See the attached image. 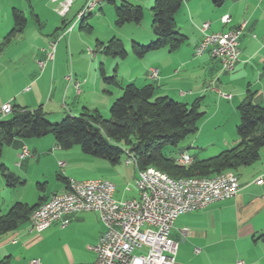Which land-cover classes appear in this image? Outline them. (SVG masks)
<instances>
[{
	"label": "crops",
	"instance_id": "crops-1",
	"mask_svg": "<svg viewBox=\"0 0 264 264\" xmlns=\"http://www.w3.org/2000/svg\"><path fill=\"white\" fill-rule=\"evenodd\" d=\"M61 1L64 0H0V43L13 29V9L26 18L23 32L0 53V106L10 103L12 108L27 110L41 107L46 117H62L57 107L65 110L63 100L69 88L78 95L92 91L85 79L78 89L71 80H66L69 69L71 72L77 69L76 41L82 43L83 40L79 39L81 31H76L79 22L74 23L68 33L65 28L76 19L86 0H71L65 17L57 13ZM105 2L113 8L116 5L113 0ZM104 3L96 9L102 14L110 10V5L104 6ZM224 15L230 17L227 24L221 22ZM91 17L92 14L87 19L88 24ZM174 22L177 32L186 38L185 42L175 53L165 48L157 50L149 61L134 67L126 83L136 87L152 84L158 96L187 105L199 99L204 116L198 132L190 139V147L197 150H181V153L205 160L201 152L204 148H213L215 154H220L239 144L237 107L242 102L250 99L254 105L264 107V0H221L219 5L214 0H182ZM204 23L209 24V33L225 32L244 24L239 37V61L232 72H223L219 62L208 52L195 56L194 49L202 39L199 28ZM52 41L57 42L55 56L53 61H48L46 52ZM96 49L98 52L97 46ZM91 54L89 66L97 59L95 52ZM40 62L45 63L43 68ZM150 68L159 70L156 82L147 77ZM95 81L98 82L96 76ZM102 91L107 95L98 96L107 114L121 91ZM94 109L101 111L98 107ZM67 114L76 115L71 111ZM46 137L15 143L16 159H20L23 146L28 148L30 157L19 163L16 160L15 175L24 180V184L15 187V194L8 195V191L0 189V214H5L15 203L33 207L64 192L66 184L57 176L76 181L108 180L115 185L114 199H138L134 188L137 169L134 164H125L126 155L119 164L111 165L83 154L75 146L67 150L59 148L54 139ZM233 173L239 183L234 198L212 203L175 220L170 233L177 243L174 264H195L194 261L196 264H236L239 261L264 264V150H260L258 161ZM259 179L260 184L256 182ZM39 184L44 185L43 190H39ZM67 220L66 225L55 222L38 234L29 231V221L20 224L0 237V261L5 260L7 264H30L32 261L93 264L96 255L92 248L104 230L97 213L72 214Z\"/></svg>",
	"mask_w": 264,
	"mask_h": 264
},
{
	"label": "trees",
	"instance_id": "trees-1",
	"mask_svg": "<svg viewBox=\"0 0 264 264\" xmlns=\"http://www.w3.org/2000/svg\"><path fill=\"white\" fill-rule=\"evenodd\" d=\"M214 3L219 5L221 0H214ZM181 4L182 0H154L151 8L154 41L147 46L134 42L131 44L133 52L139 58L163 48L175 53L185 42L186 38L177 32L174 22V15ZM114 9L115 24L118 26L131 22L139 24L142 20V8L133 6L130 1L120 0V4L115 5ZM90 16L77 22L80 31L92 32L87 23ZM12 20L13 29L0 43V53L26 27V18L19 10H12ZM96 46L98 52L105 56H126L118 41L111 40L106 45L97 43ZM99 73L107 84L117 85L115 76L105 77L102 66L99 67ZM237 113L239 124L236 126V135L239 144L235 148L205 160L192 158V163L180 166L164 150L167 147H177L183 140L198 132L199 122L204 116L200 100L187 105L166 96H156V87L152 84L140 88L127 84L110 105L108 119L101 117L97 110H85L78 116L68 115L60 122L51 124L41 107L33 110L12 108L9 116L0 119V156L4 147L15 146L17 141L52 136L59 148L67 150L75 146L83 154L105 160L111 165L119 164L123 156L129 153L137 170L155 168L174 180L212 177L226 172L234 174L238 168L258 161L259 152L264 148V107L254 105L247 99L237 107ZM181 152L180 150L178 154ZM0 175L8 188L24 184V180L11 174L2 164ZM57 178L67 188L68 180L60 176ZM37 186L39 190H43L44 185ZM40 205L29 207L15 203L5 214H0V237L29 221L33 211ZM0 264L7 262L2 260Z\"/></svg>",
	"mask_w": 264,
	"mask_h": 264
},
{
	"label": "built area",
	"instance_id": "built-area-1",
	"mask_svg": "<svg viewBox=\"0 0 264 264\" xmlns=\"http://www.w3.org/2000/svg\"><path fill=\"white\" fill-rule=\"evenodd\" d=\"M71 4V0L58 2L57 13L65 17ZM99 6L100 0H86L81 10L94 9L95 12ZM221 22L229 23V15H224ZM72 25L66 27L65 32H70ZM243 27L244 24H241L225 32L209 33V24H202L199 28L202 39L194 49L195 56L208 52L219 62L223 72H232L239 61V37ZM56 43H49L46 52L48 61L54 59ZM44 65V62L39 63L41 68ZM147 77L156 82L159 70L150 68ZM66 80L69 81V75ZM79 85L77 82L74 86L78 89ZM220 94L229 98L228 95ZM11 112L10 103L1 105L0 119L6 118ZM18 157L20 160L30 157L26 146L22 147ZM126 157L125 164H131V154L128 153ZM192 161V157L186 153L175 158V163L180 166ZM59 166L62 167L63 163L60 162ZM138 171L141 170H136L134 188L139 197L130 200L114 199L115 185L108 180L69 179L64 192L53 195L49 208H41L34 222H29V231L42 233L55 222L66 225L69 215L95 212L104 230L92 248L96 255L93 264H174L177 243L171 239L170 233L175 220L179 216L200 211L212 203L234 198L239 191V186L238 189H203L197 185L187 189H172L156 178H151V184H144L138 179ZM256 182L260 184L261 180ZM126 190L129 191V187ZM30 264L38 263L32 261Z\"/></svg>",
	"mask_w": 264,
	"mask_h": 264
},
{
	"label": "rangeland",
	"instance_id": "rangeland-1",
	"mask_svg": "<svg viewBox=\"0 0 264 264\" xmlns=\"http://www.w3.org/2000/svg\"><path fill=\"white\" fill-rule=\"evenodd\" d=\"M113 1L115 2L116 5L120 4V0H113ZM130 4L134 6H139L143 10V17L142 20L139 22V24H135L131 22V23H126L122 26L116 25L115 9L113 8V5L107 4V2L104 3V6L110 5L109 6L110 10H108L105 14L98 12V10H96L95 12L93 11L91 13L92 17L89 19L88 22L92 28V32L91 33L83 32V31L80 32L82 38L79 39L83 41L82 43L76 41L77 49H76L75 61H76L77 69L72 70V72L69 69L68 75H69V81L71 80L72 83H74V85H76L78 81L80 83L85 79L88 83L87 86L91 88L92 91L89 92L90 94L87 95L83 94L84 91L81 95H78L72 88H69L67 93L65 92L66 95L64 96V100H63L65 110L60 109L59 106L57 107L60 114H62V117L61 116L57 117L54 115H53L54 117L47 116L46 118L49 123L56 124L60 122L62 119L68 116L67 113H69V111H71L72 114L73 113L76 114L75 116H78L79 114L84 113L85 110L91 112L93 110H96L94 109L95 107H98L101 110V111H97L101 115V117H103L104 119H108L110 117L109 109L107 110V114L103 112L104 110L103 101L100 99L98 95L104 93L102 91L103 89L108 92H114V93L117 91H121V88L127 85L126 83L127 75L130 74L132 71H134V67L135 66L139 67L138 64L141 62L144 63L147 60L149 61L150 59L148 58L154 56V53H157V51L149 52L144 56V58H139L131 48L132 42L140 46H147L155 39L153 33V22H152L153 17L151 11V8L154 4V0H152L151 2H147L145 0H132ZM91 14L87 13L85 17ZM78 21L77 18L76 19L74 18L69 23V26L72 24L74 25V23L76 24ZM76 31H79L78 26L76 28ZM111 40H115L121 43L122 49L126 52V56L124 58L105 56L101 52H97L96 41L102 42L106 45ZM80 46H82L80 48L81 52L79 50ZM91 52L93 53L95 52V54H97V59L92 63L91 66H89L90 62L92 61ZM102 64L104 65L105 68L104 69L105 77L107 78H111L113 76L116 77L117 80L116 86L113 84H107L105 81H103L99 73V67L102 66L103 68ZM81 70H86V71L82 72ZM95 76L98 77V82L95 81ZM75 78L77 79V81L75 80ZM65 86L66 84L64 83V87ZM85 86H83L82 88H85ZM104 94L107 95L106 92ZM156 96H158L157 93ZM48 98H50V96H48ZM52 101H53L52 105L54 106L55 100L52 99ZM191 138L192 136L186 138L181 143H179L177 147H167L164 150L165 154L176 158L179 155L178 153L180 150H187V151L197 150L195 149L196 147L193 149L190 147ZM45 139H53V137L47 136ZM213 150H214L213 148L212 149L204 148L201 152L204 153V156H206L207 159V158H212L219 154V152L215 154L214 153L215 151ZM261 150H264V148H262ZM16 156L17 154H15V146L4 147L2 154L0 156V164L5 165V168L13 175H15L16 160L18 161V163L21 161L20 159L19 160L16 159ZM1 188L8 191L9 193L8 195L15 194V188L6 187L4 184V180L0 175V189ZM193 263L196 264L195 261Z\"/></svg>",
	"mask_w": 264,
	"mask_h": 264
},
{
	"label": "bare ground",
	"instance_id": "bare-ground-1",
	"mask_svg": "<svg viewBox=\"0 0 264 264\" xmlns=\"http://www.w3.org/2000/svg\"><path fill=\"white\" fill-rule=\"evenodd\" d=\"M105 0H100V4H102ZM94 9H84L78 12L76 16L77 21L81 18L85 17L86 14H91ZM131 164H134V160L131 157ZM190 163H183L181 166L189 165ZM151 178L159 179L162 184L169 186L172 189H187L189 187H203V189H218L219 187H225V189H238L239 183L237 178L232 173H222L217 174L212 177H193L186 179H178L174 180L167 176L165 173L158 171L155 168H147L143 171H140L138 174V179L144 182V184H151ZM234 180V182H231ZM52 197H50L47 201L42 203L29 218V222H34V219L41 213V208H49Z\"/></svg>",
	"mask_w": 264,
	"mask_h": 264
}]
</instances>
